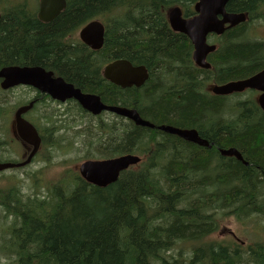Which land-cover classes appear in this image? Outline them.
<instances>
[{"label": "trees", "instance_id": "obj_1", "mask_svg": "<svg viewBox=\"0 0 264 264\" xmlns=\"http://www.w3.org/2000/svg\"><path fill=\"white\" fill-rule=\"evenodd\" d=\"M66 1V11L49 24L15 17L0 20V68L8 62L55 69L83 91L99 94L108 104L134 107L158 125L193 126L219 147L237 148L245 162L219 158L215 151V172L207 175L213 149L196 146L190 151L176 145L166 151L180 138L117 116L126 124L97 126L107 133L99 138L100 153H138L141 164L105 188L70 170L45 197H26L18 187L0 189L4 221L11 218L0 232V259L11 264H264V246L251 255L238 244L219 241L200 244L191 255L173 251L178 238L199 239L218 230L221 210L238 218L251 212L264 217V112L255 100L243 101L236 105L233 120L201 126L224 100L201 90L205 78L224 83L264 67V40L252 34L263 1L228 3V11L248 12L249 20L220 38L219 48L208 58L212 70L189 67L192 45L172 34L165 15L158 13L178 0ZM138 8L135 16L131 10ZM149 8L153 14H147ZM115 9L101 50L64 40L79 21ZM118 58L146 65L150 76L141 90L122 89L104 78L103 67ZM255 114L257 122L251 120ZM224 187L229 189L221 191Z\"/></svg>", "mask_w": 264, "mask_h": 264}, {"label": "water", "instance_id": "obj_2", "mask_svg": "<svg viewBox=\"0 0 264 264\" xmlns=\"http://www.w3.org/2000/svg\"><path fill=\"white\" fill-rule=\"evenodd\" d=\"M231 0H199L195 9L198 12L190 20L181 17V10L174 8L170 12L169 19L175 30L186 33L195 46V60L205 68L210 64L206 61L207 55L214 51L216 46L207 43V35L211 32L222 34L226 29L239 25L247 20L245 12H228L227 4ZM66 0H40V17L49 21L60 14L65 8ZM226 23H230L228 27ZM105 30L99 22H92L81 30L82 40L94 50H99L104 45ZM52 72H47L40 66H8L0 69L2 78L1 87L9 89L18 85H31L39 89L42 93H48L53 98L66 101L67 99H77L82 106L94 114H99L104 110L114 112L120 116L130 119L136 125L144 127H154L155 124L141 117L136 109L121 105H107L99 95L82 93L73 84L67 83L64 78L52 77ZM104 75L107 80L122 88L141 87L148 79V71L145 66H134L126 59H117L105 67ZM247 87L264 91V71L245 80L232 81L221 86L212 88L216 94H229L234 91H243ZM260 104L264 109V93L261 95ZM34 102L20 107L14 119L16 132L23 141L34 146L29 157L22 162H2L0 161V171L11 168H18L29 164L40 148V137L35 127L26 121L22 115L31 109ZM159 129L176 134L189 141L202 145H207V141L202 139L196 130L180 129L178 127L162 124ZM223 155H235L242 159L236 148L222 150ZM141 158L134 154H124L112 158L101 160H86L78 166L81 174L91 183L99 187H107L118 181L120 173L128 169L131 165L138 164Z\"/></svg>", "mask_w": 264, "mask_h": 264}, {"label": "rangeland", "instance_id": "obj_3", "mask_svg": "<svg viewBox=\"0 0 264 264\" xmlns=\"http://www.w3.org/2000/svg\"><path fill=\"white\" fill-rule=\"evenodd\" d=\"M7 2H11V0H5ZM32 1V0H30ZM256 2V0H254ZM150 9V8H149ZM257 9V8H256ZM153 10V9H151ZM263 14V11H262ZM262 14H257V19L254 20L252 23V34L254 35H260L261 29L264 34V19L262 18ZM110 17V16H109ZM107 18V17H106ZM246 37V36H245ZM213 41V38H212ZM165 62V61H163ZM222 65V63L220 62ZM162 68V67H161ZM206 79V78H205ZM204 79V80H205ZM205 85L201 88L202 91L205 92ZM0 95H3L2 92H0ZM7 95V102L9 106V110L11 112L10 119L13 113V110L20 104H22L23 101L30 99L33 96V91L27 87H17L13 90H11L8 93H5ZM250 93H243L238 96H233L234 99H249ZM256 97L258 95H255ZM231 99H229V102L223 100V102H220V108L215 110V113H207V116L204 118V121L201 126L207 129L209 127V122H216V120H220L221 123L225 122L223 120H233L236 115L238 114V109L234 105V103L231 102ZM21 102V103H20ZM0 104L1 101H0ZM48 105L51 106V108H56L57 106L55 104L48 103ZM67 109L74 108L73 103H67L63 105ZM242 111H239V116H241ZM35 115V114H34ZM32 113L29 114V117L31 120ZM251 114L246 115L245 121L248 119L247 117ZM152 117V116H151ZM249 117V118H250ZM80 116H78V121L72 122L69 127H67L65 130H62L58 133H55L54 135H50L46 132V141L48 145H51L48 147L45 151H43L40 156L36 159L34 163L27 166L23 169H13V170H7L0 173V189L5 188L6 186L11 187L12 185H16L18 188H20L21 192L24 193L26 197H45L49 194V189L54 186L63 176L66 174H69L70 170H72L76 164L82 162L84 159H87V157L91 158H100V148L98 145L99 137L96 135V130L92 133H87L83 126L85 127L86 119L80 120ZM102 121L107 122L109 124L116 122L118 125L120 124H126V120H122L115 115L111 113L103 114L100 118ZM260 119V117L255 114L252 116L251 120L253 122H257V120ZM99 119L91 120L93 123H97ZM223 121V122H222ZM239 121V120H237ZM235 121V122H237ZM264 122V120H261ZM157 124V123H155ZM166 124V123H162ZM264 123H262L263 125ZM6 125V122L4 120L0 121V128H3ZM158 125V124H157ZM161 125V124H159ZM237 125H242V122L240 124L237 123ZM79 130H83L82 132H77ZM100 134V133H99ZM203 136V135H202ZM91 139L93 142L91 143ZM57 140V145L54 144V141ZM217 144L216 141H213ZM174 145V143H172ZM169 144L167 146V150H172L173 145ZM180 144V143H179ZM20 149L17 146L14 147V151L11 150L9 146L6 145L5 151L0 149V158L1 159H12L17 158ZM167 153V152H166ZM166 155V154H165ZM215 153H213V157H211L208 163V166L211 167L212 160L214 158ZM166 160L164 159V163ZM208 173H205L207 175L214 174L213 172H209L210 169L206 170ZM229 187L221 188V191L228 190ZM221 215V222L219 229L214 235H210V239L212 240H220V241H226L231 242V239L229 237L222 238L219 230L224 228L225 226H230L243 234L246 238H249L251 240H258L261 242H264L263 237H259L257 235L262 234V229H264V217L263 215H257V214H251L249 216L238 218L235 215H231L228 213V210H221L219 212ZM4 212L0 208V232L3 228L1 222H4ZM8 223L11 222V219H8ZM257 227V228H256ZM261 227V228H260ZM253 229L256 228L255 233L257 235L250 234L249 231H245V229ZM182 243L177 242V247H182ZM9 263L8 259L2 258L0 259V264H6Z\"/></svg>", "mask_w": 264, "mask_h": 264}, {"label": "flooded vegetation", "instance_id": "obj_4", "mask_svg": "<svg viewBox=\"0 0 264 264\" xmlns=\"http://www.w3.org/2000/svg\"><path fill=\"white\" fill-rule=\"evenodd\" d=\"M263 1V4L262 6L264 5V0ZM178 3L179 4H173V5H179L181 8H182V11H183V16L185 18H189L193 15L194 13V9L192 8V5L190 4V1L189 0H183V1H180L178 0ZM170 7V6H168ZM66 9L62 12H65ZM132 13L135 15V16H139L137 14H139V8L138 10H131ZM130 11V12H131ZM61 12V13H62ZM140 12H142L140 10ZM159 12H162L165 16L163 18V20L166 22V26L167 28L172 32V34H178V35H181L185 41L188 43V46L191 43L190 39L188 38L187 35L185 34H182V33H177V32H174L170 27H169V24H168V21H167V17H166V14H167V10L165 8H162V10H158V13ZM153 14L154 11L151 10V9H147V14ZM94 15V14H92ZM91 15V16H92ZM59 16V15H58ZM55 17L54 19L50 20V21H43L40 19L39 17V2L37 3H31L30 0H11V2H7L5 0H0V20H7L8 18L10 17H15V18H19L20 20H22L21 18H26V19H34L38 22H41L43 24H49L50 22L54 21L56 18ZM96 15H94L93 17H95ZM92 18H84L83 20L79 21L78 23H76L74 26H73V30L70 32L68 31V33L66 34V36L64 37L68 42L70 41V43L72 45H80L82 42L80 40V37H79V33H80V30L82 27H84L90 20H94ZM99 17H100V20L101 21H104L103 19V15L102 14H99ZM67 42V43H68ZM191 60H192V64H189V67L195 69L197 68L196 65L194 64V61H193V46H192V52H191ZM3 66L4 65H9L8 62H5V64H2ZM52 71H54V76L56 77L55 74H59L58 71H56L55 69H51ZM174 74V73H172ZM175 75V74H174ZM173 75V76H174ZM201 78V76H200ZM200 81V80H199ZM200 83V82H199ZM198 83V84H199ZM138 90V89H136ZM33 91V96H32V100L33 99H36V104H40V105H48V103H57L59 101H56L54 99H52L49 95H46V94H42L40 93L39 91H37L36 89H32ZM67 111L70 113L69 110H65L63 113H59L58 115L55 116L56 118V121H57V124L59 127H62L63 124L66 123V121H69L70 120V116L68 115ZM79 111V109H78ZM40 120L41 121H45L46 119H42L41 118V115H40ZM151 119V118H150ZM152 120V119H151ZM189 128H194L193 126L189 127ZM153 130H157L159 131L158 129H153ZM174 140H176V142L174 143L172 149H176L178 148L176 145L178 146H181V150H184V149H188L190 151L192 150H195L196 149V146L197 145H194V143H191V142H188L184 139H180L178 140L177 138H174ZM183 140V141H182ZM210 141V140H209ZM180 143V144H179ZM210 144L211 146H203L204 148H208V149H213V153L215 151L218 152V157H224L221 152H220V148L218 146V144L214 143L213 141L211 142L210 141ZM44 146H42V149H43ZM171 150V148H170ZM213 162V161H212ZM226 232H228L235 240L241 242V244L243 245L242 247V250L245 251L246 253H252V252H257L259 250L257 244L255 245L254 243H248L247 240H243L241 238H239L236 233L234 231H231L229 229H225ZM194 252L195 253V250L193 249H190L189 250V253H192Z\"/></svg>", "mask_w": 264, "mask_h": 264}, {"label": "bare ground", "instance_id": "obj_5", "mask_svg": "<svg viewBox=\"0 0 264 264\" xmlns=\"http://www.w3.org/2000/svg\"><path fill=\"white\" fill-rule=\"evenodd\" d=\"M264 11V10H263ZM120 23V22H119ZM61 40V39H60ZM59 41V40H58ZM90 57V56H89ZM242 156V155H241ZM161 158V157H160ZM239 160H241V161H243V157H242V159H239ZM243 162H245V161H243ZM7 240V239H6Z\"/></svg>", "mask_w": 264, "mask_h": 264}]
</instances>
